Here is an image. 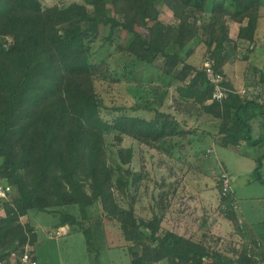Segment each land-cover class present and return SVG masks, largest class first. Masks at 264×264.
<instances>
[{"label":"trees","instance_id":"1","mask_svg":"<svg viewBox=\"0 0 264 264\" xmlns=\"http://www.w3.org/2000/svg\"><path fill=\"white\" fill-rule=\"evenodd\" d=\"M160 3L178 24L161 19ZM263 6L264 0H0V177L16 190L0 199V260L11 263L37 242L36 226L21 220L36 210L56 216L55 228L83 230L89 241L98 224L107 231L104 223H113L132 264H264L253 231L241 244L221 246L227 241L213 233L196 239L165 227L174 183L155 197L150 218L136 213L135 197L129 207L119 199L131 188L138 192L146 178L132 169L134 148L125 138L172 157L178 151L185 162L196 133L188 119L207 115L219 121V145L264 148V98L241 92L224 74L241 45L252 49ZM229 20L241 24L236 39ZM198 50L224 74L220 101L209 102L213 85L194 57ZM138 65L155 67L164 82L134 80ZM169 96L175 112L164 109ZM263 159L264 149L255 157V180L262 182ZM218 190L222 212L243 226L223 177Z\"/></svg>","mask_w":264,"mask_h":264},{"label":"rangeland","instance_id":"2","mask_svg":"<svg viewBox=\"0 0 264 264\" xmlns=\"http://www.w3.org/2000/svg\"><path fill=\"white\" fill-rule=\"evenodd\" d=\"M72 0H44L46 4L63 2L68 4ZM161 19L170 24H178L180 18L164 4L160 3ZM264 14V6L262 8ZM248 43L241 45L237 52V59L228 63L224 70L235 79L236 86L245 90L250 95L261 94L264 98V16L258 28L255 42L250 46ZM202 51H196L199 66L203 65L205 57ZM160 59L157 60L159 64ZM136 78L148 80L153 78L154 83L164 82L155 67L138 65ZM261 76L262 79H261ZM139 78V79H137ZM262 80V82L260 81ZM147 82V81H146ZM119 92L125 93V88ZM127 93L125 94V96ZM128 97V95L126 96ZM130 100V97H129ZM172 97L166 100L165 110L175 112ZM178 120L184 121L182 115H176ZM196 122V133L191 136L192 145L188 148V158L184 162L176 156H168L154 148L140 145L137 141L125 138L124 145H132L134 157L132 169L135 172L143 170L146 178L140 183L138 192L130 189L127 195H119L121 204L129 207L132 197H135V210L139 216L150 218L154 210L155 197L160 190L167 188L168 183H174L176 191L169 198L168 212L164 218L163 225L184 235H192L200 239L202 231L206 234L213 233L215 237L220 236L226 242L242 243L250 239V231L256 233L261 240L260 250L264 253V182L255 180V157L262 153L264 148L247 147L241 145L245 152L237 151L234 146H222L214 140L217 132L218 120L212 116L203 115L198 120L188 119L189 127ZM259 121H255L253 135L258 136ZM195 149L198 155L191 153ZM194 163L195 168L189 167V162ZM193 166V165H192ZM194 167V166H193ZM260 173L264 176V159ZM226 175L230 185L229 189L234 193L233 205L236 216L244 220L241 228L220 209V192L218 183L220 178ZM16 195L12 187L11 195ZM67 209L72 212L78 211L77 206ZM4 211H0V215ZM202 217L209 223L208 227H202ZM96 220V217L94 216ZM22 222L31 221L38 231V240L34 244V254L39 264H132L128 245L123 244L120 229L113 223L98 224L94 230V238L89 241L88 235L83 230H74L67 226V233H60L54 224L58 218L53 214L31 210L27 216L22 217ZM93 221L86 220L85 224ZM89 224V223H88ZM91 224V223H90ZM116 235L118 237H116ZM118 238V239H117Z\"/></svg>","mask_w":264,"mask_h":264},{"label":"built area","instance_id":"3","mask_svg":"<svg viewBox=\"0 0 264 264\" xmlns=\"http://www.w3.org/2000/svg\"><path fill=\"white\" fill-rule=\"evenodd\" d=\"M214 61L207 58L203 63V70L209 82L213 85V93L209 102L213 100H222L226 96V87L224 86V74L215 68ZM224 178V193L229 190L230 182L226 175ZM12 186L5 183L0 177V199H9L11 195ZM0 264H4L0 260ZM6 264H39L38 260L34 256V248L30 243H27L21 255L15 257L11 263Z\"/></svg>","mask_w":264,"mask_h":264},{"label":"crops","instance_id":"4","mask_svg":"<svg viewBox=\"0 0 264 264\" xmlns=\"http://www.w3.org/2000/svg\"><path fill=\"white\" fill-rule=\"evenodd\" d=\"M263 14V13H262ZM264 16V14H263ZM262 16V18H263ZM244 23H246V21H244ZM229 25H230V36L233 38V39H236L237 38V35H238V32H239V28L241 26V24L239 22H236L234 20H229ZM224 74L228 77H230L232 80H233V83L235 85L236 88L239 89V86H236L235 84V79H233L225 70H224ZM241 92H245V87L243 89H239ZM238 148V147H237ZM237 151H240V147L238 148ZM67 226H63V227H60L59 228V234L61 233H67Z\"/></svg>","mask_w":264,"mask_h":264}]
</instances>
